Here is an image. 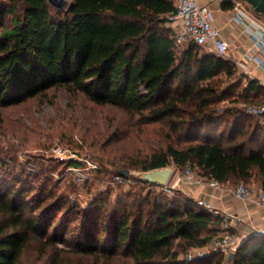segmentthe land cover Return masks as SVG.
<instances>
[{
  "label": "trees",
  "instance_id": "16d2710c",
  "mask_svg": "<svg viewBox=\"0 0 264 264\" xmlns=\"http://www.w3.org/2000/svg\"><path fill=\"white\" fill-rule=\"evenodd\" d=\"M223 6L233 8L234 2ZM176 10L177 0H72L66 10L47 0L0 1V127L1 107L62 86L179 133L175 144L125 162L118 174L174 165L220 184H261L264 125L246 111L240 116L238 105L263 102L264 86L248 78L236 92L246 76L234 81L238 72L230 59L193 42L177 50L169 26ZM229 99L237 106L222 107ZM251 117L254 126L246 120ZM0 165H8L1 155ZM137 183L148 188L146 195L130 192L132 200L109 206V190L82 213L62 197L42 207L46 184L28 201L30 188L0 180V264H22L32 245L46 257L44 264H114L118 258L130 264H264V237L257 235L247 237L231 260L212 251L188 261L189 250L206 248L222 231V218L189 196L171 197L156 185ZM83 216L75 233L70 225Z\"/></svg>",
  "mask_w": 264,
  "mask_h": 264
},
{
  "label": "rangeland",
  "instance_id": "374dc122",
  "mask_svg": "<svg viewBox=\"0 0 264 264\" xmlns=\"http://www.w3.org/2000/svg\"><path fill=\"white\" fill-rule=\"evenodd\" d=\"M47 1L55 10L61 6L66 10L72 0ZM244 4L254 12L246 2ZM258 19L264 23V17ZM239 76L237 73L234 81ZM245 84L247 81L244 80L236 92L243 90ZM221 106L234 108L237 105L229 99ZM238 106L241 108L240 116H245L243 105ZM1 112L0 155L8 165H0V180L17 184L19 188H30L28 201L39 196L40 188L46 184L48 189L43 196L47 198L42 207L62 197L65 204L77 205L82 213L93 206L97 197L109 190V206H116L119 198L132 200L128 196L130 192L146 195L148 188L138 183L133 185L138 180L133 173L140 170L130 169V183L114 185L117 171L121 166H128L124 165L125 162H137L155 150L175 144L179 135L170 131L165 122L148 123L135 112L109 103L97 104L83 93L62 86L49 89L45 95L1 107ZM246 120L253 126L256 122L252 117ZM227 128V133L232 130L231 126ZM72 161L80 164L74 165ZM70 168L79 169L84 176L79 178ZM101 169L102 172H99ZM183 172L178 170L179 174ZM194 172L200 176L197 169ZM29 173L37 175L30 176ZM182 189L180 187L170 193L171 197L188 196ZM64 207L58 210L56 223L63 218ZM84 222V216L74 219L70 227L77 233ZM68 236L71 237L67 235V239ZM61 246L66 250L62 256L68 261L71 255L66 248L68 241ZM37 249L38 245L30 246L23 255L22 264H44L46 257L41 259ZM94 261L95 258H92ZM102 262L103 259H100ZM113 262L130 264L122 258Z\"/></svg>",
  "mask_w": 264,
  "mask_h": 264
},
{
  "label": "built area",
  "instance_id": "2783aa9c",
  "mask_svg": "<svg viewBox=\"0 0 264 264\" xmlns=\"http://www.w3.org/2000/svg\"><path fill=\"white\" fill-rule=\"evenodd\" d=\"M243 4L242 1H239L237 8L242 11V14L247 15ZM214 20L212 9L208 5L202 4L199 0H177V10L170 17L175 48L181 50L188 43L193 42L208 53L228 58L232 47L231 43L223 36L221 30L214 25ZM256 42L259 47L264 48V38H260ZM257 61L259 65H264V60L257 59ZM237 64L243 71H248L247 65L243 62H238ZM261 84L264 86V81ZM243 107L247 114L257 118L264 125V100L259 104L243 105ZM70 171L79 178L84 176L77 168H70ZM194 179L196 183L201 185L208 183L213 187L222 188V184L219 182L198 176L191 167H187L182 174H179L177 170L170 185L161 189L170 194L180 188L184 181L193 182ZM124 182L130 183L131 180L129 177H123L120 174L116 175L113 180L114 185ZM231 192L235 198L242 202L253 203L264 208V187L258 188L242 182L234 186ZM196 202L199 207L222 218L223 230L212 239L207 248L189 250L185 258L188 261H192L208 255L211 251H219L226 256L236 253L241 243L245 240L243 236L232 231L234 222L238 221V218L225 213L206 200L199 199ZM251 235L264 237V223L258 228H253Z\"/></svg>",
  "mask_w": 264,
  "mask_h": 264
},
{
  "label": "crops",
  "instance_id": "0c3cea01",
  "mask_svg": "<svg viewBox=\"0 0 264 264\" xmlns=\"http://www.w3.org/2000/svg\"><path fill=\"white\" fill-rule=\"evenodd\" d=\"M199 1L212 9L215 18L214 25L231 43L228 59L235 64L238 74L246 76L245 81L250 78L261 84L264 81V65H259L257 59L264 60V48L259 47L256 42L258 39L264 38V23L258 19L260 16L247 8L246 4H243V8L247 15L242 14V11L237 8V3L242 0H229L234 2L233 8L223 6L226 0ZM238 62L246 64L248 71H243L238 66ZM247 86L248 81L245 84V87ZM250 185L258 188L264 187V181L261 184ZM181 187L189 197L195 200H206L225 213L236 216L238 221L234 222L232 231L245 239L251 236L253 228H258L264 223V208L235 198L231 192L234 185L231 183L222 184V188H218L208 183L198 184L194 179L193 182L184 181Z\"/></svg>",
  "mask_w": 264,
  "mask_h": 264
},
{
  "label": "water",
  "instance_id": "95a60500",
  "mask_svg": "<svg viewBox=\"0 0 264 264\" xmlns=\"http://www.w3.org/2000/svg\"><path fill=\"white\" fill-rule=\"evenodd\" d=\"M246 2L252 10L259 16H264V0H243ZM177 168L174 166H167L162 168H156L149 171H141L138 173H133L134 177L142 182H146L152 185H156L159 188H165L170 185ZM119 174L123 177H129L131 175L130 170H120ZM235 256V253H232L229 256L231 260Z\"/></svg>",
  "mask_w": 264,
  "mask_h": 264
}]
</instances>
